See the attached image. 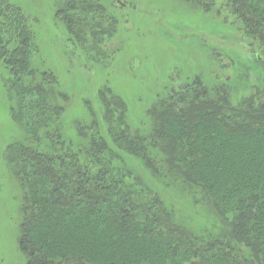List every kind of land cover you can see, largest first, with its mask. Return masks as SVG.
Segmentation results:
<instances>
[{
	"label": "trees",
	"instance_id": "16d2710c",
	"mask_svg": "<svg viewBox=\"0 0 264 264\" xmlns=\"http://www.w3.org/2000/svg\"><path fill=\"white\" fill-rule=\"evenodd\" d=\"M188 1L206 10L217 3ZM222 1L219 11L264 62V0ZM66 2L58 12L73 40L101 35L93 12L102 5ZM39 49L22 10L0 0V63L24 130L6 161L23 193L19 243L28 264H264V101L235 103L227 86L209 89L197 76L159 96L150 127L132 130L124 100L101 90L106 135L93 119L89 134L81 126L88 142L66 144L58 125L68 95L54 72L36 67ZM131 156L211 219L199 229L184 224Z\"/></svg>",
	"mask_w": 264,
	"mask_h": 264
},
{
	"label": "rangeland",
	"instance_id": "374dc122",
	"mask_svg": "<svg viewBox=\"0 0 264 264\" xmlns=\"http://www.w3.org/2000/svg\"><path fill=\"white\" fill-rule=\"evenodd\" d=\"M66 1L10 0L35 32L40 48L36 67L54 72L68 95L58 125L66 144L88 142L80 135L81 126L89 134L93 119L106 135L101 90L110 89L124 100L132 130L150 127L149 110L159 96L182 84L191 86L197 76L209 89L227 86L235 103L254 95L264 101V62L234 18L219 11L222 0L211 10L188 0H90L103 6L93 12L102 21L101 35L94 38L88 32L83 43L73 40L59 17ZM6 82L0 63V264H28L19 243L23 193L6 161L8 147L24 138V130L14 119ZM129 161L143 181L174 205L184 224L199 229L211 219L207 208L165 188L141 161L132 156ZM76 243L75 248L82 246V241Z\"/></svg>",
	"mask_w": 264,
	"mask_h": 264
}]
</instances>
